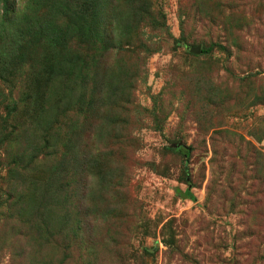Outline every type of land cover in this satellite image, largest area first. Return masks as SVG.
<instances>
[{
	"label": "rangeland",
	"instance_id": "1",
	"mask_svg": "<svg viewBox=\"0 0 264 264\" xmlns=\"http://www.w3.org/2000/svg\"><path fill=\"white\" fill-rule=\"evenodd\" d=\"M0 264H264V0H0Z\"/></svg>",
	"mask_w": 264,
	"mask_h": 264
},
{
	"label": "trees",
	"instance_id": "2",
	"mask_svg": "<svg viewBox=\"0 0 264 264\" xmlns=\"http://www.w3.org/2000/svg\"><path fill=\"white\" fill-rule=\"evenodd\" d=\"M210 51L209 48L207 49H202L201 54H207ZM186 198L190 199V200H195L194 196L192 195L190 188H187V190L185 191V196Z\"/></svg>",
	"mask_w": 264,
	"mask_h": 264
},
{
	"label": "water",
	"instance_id": "3",
	"mask_svg": "<svg viewBox=\"0 0 264 264\" xmlns=\"http://www.w3.org/2000/svg\"><path fill=\"white\" fill-rule=\"evenodd\" d=\"M187 50H188L190 53L194 54V55H199V54L201 53V47H200V46H197V47H191V48L187 47Z\"/></svg>",
	"mask_w": 264,
	"mask_h": 264
}]
</instances>
